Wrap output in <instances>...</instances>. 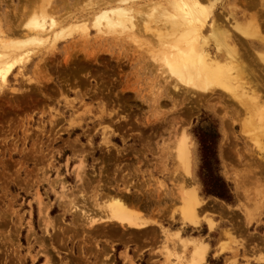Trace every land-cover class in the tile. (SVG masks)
Wrapping results in <instances>:
<instances>
[{"label": "rangeland", "instance_id": "obj_1", "mask_svg": "<svg viewBox=\"0 0 264 264\" xmlns=\"http://www.w3.org/2000/svg\"><path fill=\"white\" fill-rule=\"evenodd\" d=\"M92 1L67 0L57 8L52 16L60 26L85 29L70 27L63 38L24 46L32 50L28 59L0 81V264H178L189 260L193 244L207 245L204 264H264L262 155L233 124L244 117L233 101L215 93L198 103L177 93L159 57L171 0H130L135 31L115 33L93 28ZM197 1L211 10L204 35L215 18L227 30L230 21L247 25L258 15L264 33V0ZM43 3L0 0V38L23 39L17 37L28 32L29 14ZM214 44L207 51L216 55ZM239 47L249 64L245 75L261 84L254 88L263 96L264 65L254 54L264 47ZM218 55L225 57L221 49ZM182 130L190 139L188 175L171 149ZM203 158L225 182L229 203L205 193ZM178 185L196 190L203 208L197 227L179 220ZM117 196L151 227L91 228L74 213L75 205L92 219L104 218L103 204Z\"/></svg>", "mask_w": 264, "mask_h": 264}, {"label": "bare ground", "instance_id": "obj_2", "mask_svg": "<svg viewBox=\"0 0 264 264\" xmlns=\"http://www.w3.org/2000/svg\"><path fill=\"white\" fill-rule=\"evenodd\" d=\"M43 1L44 3L42 5H38L40 6L39 9L37 11H34L35 8L33 9V11L31 10L32 12L29 15L32 16L29 17V19L26 18L28 20H26L25 28H27L26 30H28V32L27 33L25 32L26 34H24V37H22L23 34L22 36H18V37L16 36L18 39L20 37L23 39L16 40V42L13 40L12 42H10L11 40L10 41L8 40L9 41L8 42V41H4L6 39L3 40V38H0V81L1 82H4L6 80L7 76L9 75V73L11 72V70L15 65L21 64L22 61L28 59L32 50L31 51L24 50V48L26 49V46H29L30 44H39V45L44 44L46 43L48 38H51L53 41H55L56 39L63 38L64 36H66V33L69 32L70 29H72L70 27L73 28L78 27L80 29L84 28L82 24H74V25L68 24L67 26L68 28H65L64 26H60L61 24L60 20L59 21L54 20L55 19L53 18L54 12L56 13L57 11H59L57 8L63 7L65 2H67V0H43ZM130 2H131L130 0H93L92 2H90L92 4L89 7L90 9H88L87 7L89 6L88 5L89 2L87 5L85 4L87 7L86 9H88L89 11V16L91 15L92 17L93 28L95 27L94 29L98 30V33L101 32L100 30L102 27L105 28V30H107L106 32L112 31L111 33H113V31L115 33V30H119V31L126 30L129 32L134 30L136 11L133 10L131 5L129 4ZM171 2H172L171 3L172 13L168 12L167 16L164 17V18L169 17L170 20V21L168 20L169 21L168 22L169 26L167 27L168 29H164V30H168L167 34H165L168 40H166L165 42L164 41L165 39L162 40V38L165 36L164 35L160 36V37L163 36L161 40L165 44L163 45V43L161 42L162 46L164 47H161V49L162 48L163 49L161 50V52H159L162 54L159 53L158 54L160 57V61L163 63V66L167 70L166 73H169L168 74L169 77L174 78L173 80H175L176 83L175 85H177L175 88L178 89V92L177 91L176 92L177 93L181 92V95L182 94L189 95L191 99H194L198 103L206 98L208 100L209 99L208 94L215 95V93L219 100H221L222 99L221 96L224 95L228 100L233 101V103H235L237 107L242 110V114L244 112V117L240 119L238 118L239 120L236 117H235L236 120L232 119L233 124L236 123L239 124L240 133L247 136L246 138H248V140L252 142V145H254L257 148V150L262 155V156L260 155L261 157H259V160L264 162V103H262L263 102L262 97L264 95L262 96L254 88L256 83H258V81L255 82L253 86L251 85L252 83L250 82L248 75H245L246 66L244 64L246 62L243 64V61L240 57L241 53L239 47V44L241 43H246V44L248 43L251 45L256 43L259 46L264 47V33H263V28L261 26L262 20L260 21L258 19L259 16L258 15L255 18L251 17L248 20L247 25H243V23H238L237 21L234 22L230 21L228 25L227 24L226 25L230 26L231 28L228 27L229 29L225 30L222 29L224 23H222L220 19L215 18L209 27L208 33L204 35V27L207 25L211 13L210 7L201 6L197 0H171ZM74 4H76L75 0H74ZM262 8L264 9L263 4H262ZM152 9H154L153 6ZM84 11L87 10L84 9ZM164 12L161 15L163 14L166 15V13ZM151 14L149 16H146V18H152L154 15L151 16ZM72 17L68 16L64 20L73 21ZM86 18L87 16H85V19ZM144 19L145 17L142 20ZM147 24L149 23L147 22ZM139 28L140 27H138V29ZM143 30L144 29H142V31ZM71 32L72 31H70L69 33ZM103 33L105 34V31ZM49 34L50 37L48 36ZM131 37L133 38V36ZM211 40L215 43L214 49L216 51V55L211 53L209 49L207 51V48L209 47L208 46L209 42ZM219 49L223 50L225 57L222 58L220 55H218ZM254 55L257 58L258 62L264 65V49L262 50L259 49L255 51ZM244 59L245 57L243 58V60ZM262 82L264 83V81ZM225 109H227V107ZM174 137H173L174 140L172 142L173 148H171L173 151L174 159L176 160L177 166L183 169V172L186 175H188L189 154L191 153L189 151V143H190L189 136L184 132V130H182V132L180 131V133H177ZM180 185H178L179 188L177 194L178 199L181 203L179 220L182 221V224L185 225L188 224L192 227H197L200 222L199 214L200 211L203 210V208L199 202V198L197 196L196 190H194V188L190 186H189L190 188H185ZM121 197L119 198L111 197L114 199H109V202H105L107 203L106 205L103 204L105 207L104 209L106 210L105 211L106 215L104 216V218H99L97 220L92 219L90 218V213H91L90 210L84 209L83 211L78 206L75 205H74L75 208L74 213H78V214L80 213L79 214L80 216L85 217L84 220L86 219L87 224H90L91 228L92 226H96L94 228H97V226L99 225L115 224L118 225V227H122L123 229L126 230L143 231L151 227L149 225V222L147 221L148 219L146 220L141 214L137 212H133L132 210L128 209L124 205L125 203L122 202L123 200L120 199ZM103 205H101L102 207L101 206L100 207L103 208ZM171 236L172 235H168L167 238ZM171 239L173 238L171 237ZM178 239L179 242H182L183 244L185 243L184 239H180V237H178ZM175 241H177V239ZM185 244L188 245V242H186ZM193 245H194V249L192 251L189 260L186 263H184L181 258H178V264H204L208 250L207 245L204 244L199 246H196L195 244ZM167 255L169 257L171 254L167 252Z\"/></svg>", "mask_w": 264, "mask_h": 264}, {"label": "trees", "instance_id": "obj_3", "mask_svg": "<svg viewBox=\"0 0 264 264\" xmlns=\"http://www.w3.org/2000/svg\"><path fill=\"white\" fill-rule=\"evenodd\" d=\"M201 149L203 152L208 150L205 140L201 139ZM201 171L203 172V186L207 195L215 196L227 203L230 202V194L225 182L217 175L211 166V161L203 158Z\"/></svg>", "mask_w": 264, "mask_h": 264}, {"label": "crops", "instance_id": "obj_4", "mask_svg": "<svg viewBox=\"0 0 264 264\" xmlns=\"http://www.w3.org/2000/svg\"><path fill=\"white\" fill-rule=\"evenodd\" d=\"M144 216H145L146 218H151V216H150L149 213L145 214ZM98 247H99V248H105V245H104V243L101 242V243L98 245Z\"/></svg>", "mask_w": 264, "mask_h": 264}]
</instances>
